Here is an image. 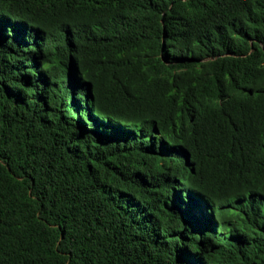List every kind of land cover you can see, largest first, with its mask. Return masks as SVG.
<instances>
[{"label": "trees", "instance_id": "obj_1", "mask_svg": "<svg viewBox=\"0 0 264 264\" xmlns=\"http://www.w3.org/2000/svg\"><path fill=\"white\" fill-rule=\"evenodd\" d=\"M0 264H264V0H0Z\"/></svg>", "mask_w": 264, "mask_h": 264}]
</instances>
